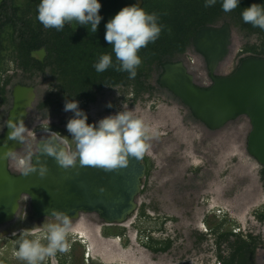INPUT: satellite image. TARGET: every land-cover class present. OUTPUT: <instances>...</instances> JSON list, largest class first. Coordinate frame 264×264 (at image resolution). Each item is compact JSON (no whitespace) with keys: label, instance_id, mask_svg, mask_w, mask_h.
Wrapping results in <instances>:
<instances>
[{"label":"flooded vegetation","instance_id":"flooded-vegetation-1","mask_svg":"<svg viewBox=\"0 0 264 264\" xmlns=\"http://www.w3.org/2000/svg\"><path fill=\"white\" fill-rule=\"evenodd\" d=\"M133 1L138 5L137 0ZM141 1L140 7L143 3V0ZM3 2L4 0L0 5ZM224 23L228 22L208 26H221ZM194 39L181 56L165 63L182 62L197 85L208 87L212 84V76L205 57L195 48ZM41 49L45 51L41 58L40 55H33ZM193 52L203 60L205 73L199 68L194 72L189 66V63L192 64L195 59L191 54ZM247 54L249 56V53ZM228 56L216 69V76L229 75L236 69L238 63L231 71L218 72ZM29 58L31 71L27 72L21 67L20 56H16V53L11 57L9 49L0 52V87L5 81L10 80L6 85L7 101L2 102L0 99V111L9 105L7 113L10 112L13 106V88L16 85L33 86L36 92V86L31 83L18 82L12 85L15 76L30 80L37 76H46L51 81L50 97H58L63 101L62 104H65L66 100H75L54 82L52 74L56 59L50 57L45 45L31 49ZM163 66L162 70L151 71L148 83L144 85L146 88L143 90L131 83V80L123 85L105 84L99 90L94 89L92 100L75 101H78L79 108L86 113L87 108L97 104L99 96L110 92L116 95L113 109L120 107L119 104L122 103L131 108L144 96H161L164 92L178 98L171 90L160 84V77L164 72ZM148 86L151 87L147 88ZM49 99L43 100L38 105L36 92V99L33 106L28 109L25 121L29 131L22 147L16 150L19 157L25 156L29 150L34 156L38 151V141L47 138L48 134L43 130L47 124L39 122L30 124V118L36 109L49 107L50 105L43 106V103ZM52 100L53 103L54 99ZM185 108L190 111L193 121H184L185 116H181L178 109L168 105L161 108L169 111L167 114L157 113L156 117H151L150 120L139 117L144 120L149 130L148 135L151 139L148 143L151 148L142 159L145 170L141 178L140 192L135 198L137 204L135 211L123 224L103 222L102 225L100 224L102 219L96 213H80L78 218L71 219L72 231L68 237L71 250L80 249L85 254L91 241H113L121 236L132 242L130 236L135 235L137 241L134 240V244L136 243L135 245L142 251L150 254L171 253L173 264H264V230L255 231L250 227H244L229 211L230 194L238 195L237 199L246 196L250 201L248 205L251 209V219L256 225L264 227V220L260 221L256 217V214L264 213V167L247 150L250 131L242 135L243 130L251 125L249 118L240 116L221 128L211 129L196 118L189 107ZM86 115L89 124L99 122L88 113ZM197 124L202 127L199 128ZM66 125L67 123L52 122L49 124V129L71 139ZM4 131L5 127L0 131V137ZM70 146L74 147L71 144ZM230 160L231 164L243 173L240 176L241 184L231 182L232 188L229 180ZM9 169L16 175L22 174L12 160H9ZM235 171L237 170L234 169ZM45 219L46 217L35 218L29 197L23 196L14 220L0 224L1 247L13 248L23 238L47 242L46 233L40 229ZM48 222H51L50 217ZM32 228V233L27 237H23L20 233L21 230ZM240 245L246 246V249L239 250L237 247ZM53 258L56 260V256L52 257L46 264H52Z\"/></svg>","mask_w":264,"mask_h":264},{"label":"water","instance_id":"water-1","mask_svg":"<svg viewBox=\"0 0 264 264\" xmlns=\"http://www.w3.org/2000/svg\"><path fill=\"white\" fill-rule=\"evenodd\" d=\"M141 2L137 0L138 6ZM231 44L229 23L201 28L194 45L205 57L212 84L208 87L197 85L182 62L165 63L160 84L178 96L195 117L211 129L247 116L251 124L247 150L264 167V56L243 57L232 73L216 76L215 71L228 56ZM44 53L41 49L33 55L41 58ZM35 99L33 86L16 85L7 120L17 119L25 112V122ZM9 131L5 124L0 137V152L6 150L3 147L5 141L7 147L15 151L22 147V142L7 140ZM44 139L38 141V149ZM37 156L49 168L44 178L37 173L16 175L9 169V160H0V224L14 220L23 196L29 197L35 218L50 217V210L56 209L67 213L71 219L78 218L80 213L94 212L105 224H123L135 211V198L140 192L145 170L142 160L129 157L127 168L113 172L80 168L78 162L76 167L66 171L53 158L41 155L39 150L33 156V163H36ZM101 187L105 189L102 193L99 191Z\"/></svg>","mask_w":264,"mask_h":264},{"label":"clouds","instance_id":"clouds-1","mask_svg":"<svg viewBox=\"0 0 264 264\" xmlns=\"http://www.w3.org/2000/svg\"><path fill=\"white\" fill-rule=\"evenodd\" d=\"M215 3L216 0H205L204 6L211 7ZM238 6L239 0H223L222 3V9L226 13ZM100 9L99 0H40L37 19L45 29L54 28L57 31L63 30L66 23L90 25V33L94 34L102 19L99 15ZM242 19L244 23L264 30V6L251 4L243 10ZM158 20L157 13L149 14L142 7L133 4L123 7L107 22L105 40L112 46L118 62L115 65L117 71L129 73L130 79L136 77L137 69L142 64L138 53L149 43H154L161 34L163 26ZM113 66V57L110 54L101 55L99 61L93 65L98 73ZM107 106L112 107L111 103ZM123 109L115 115L104 117L97 124H89L86 113L79 108L78 101L66 100L64 110L74 113V117L69 119L66 125L72 138L51 131L48 121L43 129L48 135L39 145L40 154L53 158L57 165L66 171L76 167L78 162L80 168L93 167L113 172L127 168L129 157L142 160L151 148L148 143L151 139L149 130L144 120L129 110L126 104ZM25 114L22 112L17 119L7 120L6 126L10 130L7 140L24 144L29 131L23 119ZM3 147L6 150L0 152V160L14 161L22 176L37 173L40 178H44L48 174L47 163L41 162L39 156L36 163H33V153L30 150L25 156L19 157L17 151L7 147V141ZM99 191L102 193L105 189L101 187ZM50 218L51 222H48L49 217H46L40 226L46 233V244L40 239L21 240L17 255L26 264H43L46 258L55 257L57 252H70L71 243L68 237L72 231L71 217L63 211L51 209ZM32 230L33 228L24 229L20 233L27 237Z\"/></svg>","mask_w":264,"mask_h":264},{"label":"trees","instance_id":"trees-1","mask_svg":"<svg viewBox=\"0 0 264 264\" xmlns=\"http://www.w3.org/2000/svg\"><path fill=\"white\" fill-rule=\"evenodd\" d=\"M39 3L40 0H4L0 5V52L9 49L11 57L16 53V56H20L21 67L30 72L29 51L45 45L50 57L56 59L52 74L54 82L75 100H92L95 90L101 89L105 84L123 85L130 80L142 90L145 89L144 85L148 83L151 71L162 70L165 62L181 56L193 43L198 31L208 25L228 22L232 28L240 29L257 41L255 44L246 43L242 52L259 56L264 54V30L246 24L242 19L245 8L253 3L264 6V0H239V6L227 13L222 9L223 0H216L211 7L204 6L205 0H143L141 7L149 14L157 13L158 23L163 28L159 38L138 53L142 64L137 69L136 77L130 79L129 73L116 70L118 62L112 46L105 40V26L123 7L135 4L133 0H99V15L102 19L94 34L90 33V25L83 26L75 22L66 23L61 31L45 29L37 19ZM103 54L112 55L114 66L98 73L93 65ZM9 81H5L0 87L2 102L7 101L6 85ZM52 101H45L43 106L51 105ZM256 217L263 221L264 213L256 214ZM20 242L13 247L16 252L19 251ZM237 248L246 249V246L240 245ZM84 256L80 249H72L64 264H68V259L72 260V264H82ZM56 258L62 264L59 253H56Z\"/></svg>","mask_w":264,"mask_h":264},{"label":"rangeland","instance_id":"rangeland-1","mask_svg":"<svg viewBox=\"0 0 264 264\" xmlns=\"http://www.w3.org/2000/svg\"><path fill=\"white\" fill-rule=\"evenodd\" d=\"M257 41L253 36H247L238 28H232V45H231V51L226 59V61L223 63V65L220 67L218 72H228L231 71L233 68L236 67L237 63H239V59L246 57L248 54L246 52H242L241 49L246 43H256ZM192 57L194 56L195 59L192 64L189 63V66L192 68V71H196L197 68L200 69L202 73H205V64L203 60L198 57L194 52L191 53ZM199 74V73H198ZM155 77L152 78V82L154 83ZM18 82L21 83H31L36 86V92H37V101L36 103L39 105L40 102L43 100L50 98L54 99V102L45 109H36L33 113V116L30 118V124H34L36 122H39L41 124H47L49 121V124L54 122L58 124H66L69 119L74 117V113L71 111H65L64 106L65 104H62L63 101L60 100L58 97H50L51 96V81L45 76H37L35 79L30 80L28 78H21L20 76H15L12 81V85L16 84ZM159 94V93H158ZM115 96L113 93H105L99 96L97 104H94L86 109V113L91 115L94 120H101L104 117H107L109 115H115L120 111H123V105L119 104L120 107L118 108H112L108 107L107 105L111 103V105H114ZM59 101H58V100ZM157 99V100H155ZM157 101V103L155 102ZM169 106V107H175V109H178V113H180L181 116H185L184 121L192 120L193 118L191 116L190 111L185 108L186 106L179 100L177 97L171 96L169 93H162V95H158L155 97H149L144 96L140 98V100L137 101V103L133 107H128L129 110L134 111V114L137 117H144L145 120H150L151 117H156L157 113L167 114L169 111L167 110H161L162 106ZM9 105H6L3 108V111H0V131L5 127V122L7 120V109ZM183 106H185L183 108ZM10 107V106H9ZM39 107V106H38ZM179 110H182L183 112H180ZM155 115V116H154ZM247 121V120H246ZM250 122V121H249ZM248 122V124H249ZM199 128L202 126L200 124H197ZM247 129V130H246ZM245 130H243L242 135L246 134L248 131L251 130V125H248V127ZM202 131V130H201ZM245 132V133H244ZM232 143V142H231ZM230 143V144H231ZM231 146V145H230ZM230 167H229V180H230V188H232L231 182H238L241 184V174H243L240 169L235 167L234 164H231L230 160ZM233 165V166H232ZM16 170V168H13ZM234 169L237 171L234 172ZM245 194V193H244ZM238 195L230 194V200H229V211L230 214L237 219H239L244 225V227H250L252 229H255V231H263L264 227L261 228V226L256 225L255 222L251 219L250 216V207L248 205L249 199L248 197L241 198L239 197L237 199ZM103 220H101L100 224L102 225ZM130 238L132 239V242L127 240V238L118 236V238L114 239L113 241H91L89 247L87 248L85 253V259L82 264H173V255L171 253L169 254H150L148 252L142 251L139 246H136L134 244V240L137 241V238L135 235H131ZM74 242V241H73ZM47 242H44L46 244ZM18 251L16 252L13 250V248L9 246L1 247L0 245V264H26L25 261H22L18 258L17 255ZM59 253V252H57ZM61 258V263H66L67 259L69 258V252L68 253H59ZM67 255V256H66ZM56 256V255H55ZM79 256V255H78ZM52 257L46 258V260L43 262V264H46L48 262L47 260L51 259ZM76 259V258H75ZM78 259V257H77ZM57 260V258H56ZM54 258L52 259V264H60L58 261H56ZM66 260V261H65ZM71 259H68V264L71 263ZM80 261V259H78ZM81 264V262H79Z\"/></svg>","mask_w":264,"mask_h":264}]
</instances>
